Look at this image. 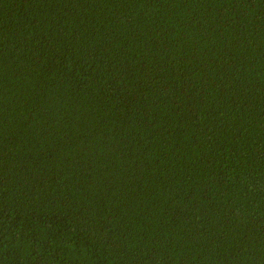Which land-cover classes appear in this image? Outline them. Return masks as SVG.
I'll use <instances>...</instances> for the list:
<instances>
[{"label":"trees","instance_id":"obj_1","mask_svg":"<svg viewBox=\"0 0 264 264\" xmlns=\"http://www.w3.org/2000/svg\"><path fill=\"white\" fill-rule=\"evenodd\" d=\"M0 264H264V0H0Z\"/></svg>","mask_w":264,"mask_h":264}]
</instances>
